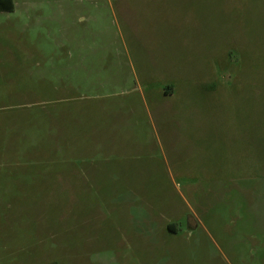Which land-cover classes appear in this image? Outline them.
I'll list each match as a JSON object with an SVG mask.
<instances>
[{
	"label": "rangeland",
	"instance_id": "rangeland-1",
	"mask_svg": "<svg viewBox=\"0 0 264 264\" xmlns=\"http://www.w3.org/2000/svg\"><path fill=\"white\" fill-rule=\"evenodd\" d=\"M13 2L0 264H264V0Z\"/></svg>",
	"mask_w": 264,
	"mask_h": 264
},
{
	"label": "trees",
	"instance_id": "trees-1",
	"mask_svg": "<svg viewBox=\"0 0 264 264\" xmlns=\"http://www.w3.org/2000/svg\"><path fill=\"white\" fill-rule=\"evenodd\" d=\"M13 7V0H0V11H11L13 10Z\"/></svg>",
	"mask_w": 264,
	"mask_h": 264
},
{
	"label": "crops",
	"instance_id": "crops-1",
	"mask_svg": "<svg viewBox=\"0 0 264 264\" xmlns=\"http://www.w3.org/2000/svg\"><path fill=\"white\" fill-rule=\"evenodd\" d=\"M64 3H62V5H63ZM61 12H64V10L61 8ZM171 88L169 87V86H166L165 88H164V91H163V93L164 94H172V92H173V90H170ZM167 92V93H166ZM189 228V227H188Z\"/></svg>",
	"mask_w": 264,
	"mask_h": 264
},
{
	"label": "flooded vegetation",
	"instance_id": "flooded-vegetation-1",
	"mask_svg": "<svg viewBox=\"0 0 264 264\" xmlns=\"http://www.w3.org/2000/svg\"><path fill=\"white\" fill-rule=\"evenodd\" d=\"M188 227H189V225H188Z\"/></svg>",
	"mask_w": 264,
	"mask_h": 264
}]
</instances>
